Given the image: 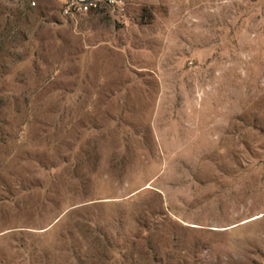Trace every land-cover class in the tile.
Segmentation results:
<instances>
[{"label": "rangeland", "instance_id": "obj_1", "mask_svg": "<svg viewBox=\"0 0 264 264\" xmlns=\"http://www.w3.org/2000/svg\"><path fill=\"white\" fill-rule=\"evenodd\" d=\"M0 0V264H264V0Z\"/></svg>", "mask_w": 264, "mask_h": 264}, {"label": "built area", "instance_id": "obj_2", "mask_svg": "<svg viewBox=\"0 0 264 264\" xmlns=\"http://www.w3.org/2000/svg\"><path fill=\"white\" fill-rule=\"evenodd\" d=\"M102 0H66L65 14L76 16L78 14L89 12L98 8L99 2ZM108 4L113 5L117 3L116 0H105ZM33 5L37 4V0H32Z\"/></svg>", "mask_w": 264, "mask_h": 264}]
</instances>
